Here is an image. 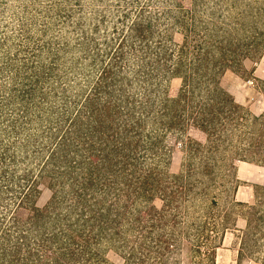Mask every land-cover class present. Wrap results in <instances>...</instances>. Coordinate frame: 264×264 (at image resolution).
Wrapping results in <instances>:
<instances>
[{"label": "trees", "instance_id": "trees-1", "mask_svg": "<svg viewBox=\"0 0 264 264\" xmlns=\"http://www.w3.org/2000/svg\"><path fill=\"white\" fill-rule=\"evenodd\" d=\"M210 1L225 0H163L159 11L135 0L111 33H84L78 57L49 38L50 16L43 29L19 20L17 36L1 28L0 264H109L108 248L123 264H216L234 208L239 264H264V186L249 203L228 194L230 159L264 167V113L221 86L240 53L230 29L199 22ZM248 9L264 16V0ZM171 77L182 79L175 97ZM188 125L198 137L173 173L167 137ZM226 198L232 209L216 215Z\"/></svg>", "mask_w": 264, "mask_h": 264}, {"label": "rangeland", "instance_id": "rangeland-1", "mask_svg": "<svg viewBox=\"0 0 264 264\" xmlns=\"http://www.w3.org/2000/svg\"><path fill=\"white\" fill-rule=\"evenodd\" d=\"M135 0H0V7L4 10L0 15V31L3 26L9 27L8 33L17 36L19 20L26 23L37 24V29H43L50 16L52 32L49 38L67 42L71 51L69 55L84 56L79 50V45L84 43V33L97 36L111 33L118 15L129 10L136 13V8L131 7ZM142 5L149 3V9L159 11L160 1L138 0ZM250 0H225L219 5L214 1L199 8V22L217 24L230 29L229 39L234 40V47L240 58L234 62L233 70H227L221 77V86L233 96L235 101L254 116L264 113V16L252 18L248 9ZM249 12V13H247ZM210 13L214 14V17ZM45 16V17H44ZM254 17V16H253ZM106 26H108L106 28ZM235 28H238L235 29ZM36 30L34 32L37 35ZM16 33V34H15ZM179 36V35H178ZM180 38L178 37L177 40ZM243 66H240V63ZM182 79L171 77L164 81V87L171 97H175L181 88ZM198 137L193 126L170 134L167 144L171 149L170 169L179 173L184 164L188 162V149L190 139ZM234 178L233 186L228 188V194H234L238 202L249 203L253 199V187L264 186V167L250 162L230 159L228 164ZM219 193V192H218ZM50 197V191L43 188V193L38 201L43 206ZM227 197V196H226ZM228 198V197H227ZM227 198L212 205L213 212L217 215L225 209H232L227 203ZM239 208L231 211V219H237L236 226L229 224V228L222 231L221 239L217 246L216 264H239V250L241 246V230L245 221L235 215ZM105 258L109 264H123L121 257L113 249H106ZM241 264H263L259 259L246 257Z\"/></svg>", "mask_w": 264, "mask_h": 264}]
</instances>
